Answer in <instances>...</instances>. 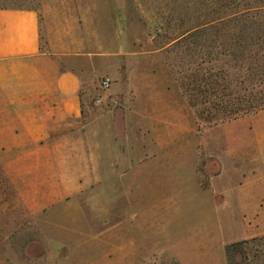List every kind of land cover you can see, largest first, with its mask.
I'll use <instances>...</instances> for the list:
<instances>
[{"label": "rangeland", "instance_id": "rangeland-1", "mask_svg": "<svg viewBox=\"0 0 264 264\" xmlns=\"http://www.w3.org/2000/svg\"><path fill=\"white\" fill-rule=\"evenodd\" d=\"M247 7L264 0H0L82 80L77 123L0 144V264H226L264 236V110L207 123L179 86L202 54L186 32Z\"/></svg>", "mask_w": 264, "mask_h": 264}, {"label": "trees", "instance_id": "trees-1", "mask_svg": "<svg viewBox=\"0 0 264 264\" xmlns=\"http://www.w3.org/2000/svg\"><path fill=\"white\" fill-rule=\"evenodd\" d=\"M186 33L202 54L192 56L179 86L199 120L225 123L264 110V7L208 17ZM224 256L226 264H264V236L230 243Z\"/></svg>", "mask_w": 264, "mask_h": 264}, {"label": "crops", "instance_id": "crops-1", "mask_svg": "<svg viewBox=\"0 0 264 264\" xmlns=\"http://www.w3.org/2000/svg\"><path fill=\"white\" fill-rule=\"evenodd\" d=\"M66 52L36 10L0 8V144L36 143L80 120L82 80L61 69Z\"/></svg>", "mask_w": 264, "mask_h": 264}, {"label": "built area", "instance_id": "built-area-1", "mask_svg": "<svg viewBox=\"0 0 264 264\" xmlns=\"http://www.w3.org/2000/svg\"><path fill=\"white\" fill-rule=\"evenodd\" d=\"M100 86H101V89H102V90H104V91L108 90L109 87H110V79H108V78H107V79H104V80L101 82Z\"/></svg>", "mask_w": 264, "mask_h": 264}]
</instances>
